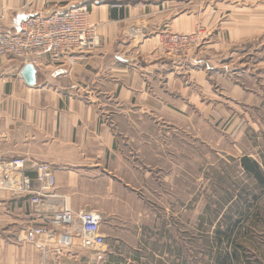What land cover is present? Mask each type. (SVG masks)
Masks as SVG:
<instances>
[{
    "label": "crops",
    "instance_id": "obj_1",
    "mask_svg": "<svg viewBox=\"0 0 264 264\" xmlns=\"http://www.w3.org/2000/svg\"><path fill=\"white\" fill-rule=\"evenodd\" d=\"M81 2L90 4L99 45L76 65L47 54L34 57L37 79L29 85L22 76L28 62L0 59V160L22 155L49 162L71 208L99 210L104 228L113 232L126 225L146 228L159 181L167 202L180 197L183 183L168 171L176 166L171 149L178 132L186 138V123L203 101L193 98L192 67L179 80V61L163 54L160 43L170 32L216 27V51L244 43L252 65L264 70V0H216L211 16L201 10L209 0H0V30L18 32L37 11ZM187 7L200 12L183 11ZM199 83L208 89L205 77ZM177 121L184 126L178 129ZM156 170L164 171L161 178L154 177ZM185 185L184 214L162 210L167 228L187 226ZM30 212L27 198L0 190V264H32L37 254L41 264H75L78 247L49 251L38 246L43 240H24L23 229L17 236Z\"/></svg>",
    "mask_w": 264,
    "mask_h": 264
},
{
    "label": "rangeland",
    "instance_id": "obj_2",
    "mask_svg": "<svg viewBox=\"0 0 264 264\" xmlns=\"http://www.w3.org/2000/svg\"><path fill=\"white\" fill-rule=\"evenodd\" d=\"M215 3L209 0L202 12L207 10L211 16L217 10ZM217 30L200 27L198 46L176 57L177 78L183 81L185 70L188 77L191 66L193 98L203 99L193 111L191 124L186 123V138L178 132L177 144L171 149L176 166L168 171L178 185L183 183L180 197L167 202L159 193L163 186L159 181L146 228L126 225L117 228L119 233L104 228L109 232L105 257L96 260L77 248L75 264H264V183L242 166V158L248 156L264 171V70L252 65L244 43H229L216 51L212 45ZM228 30H221L223 37ZM201 76L208 80L207 91L199 87ZM200 112L203 117L207 114L206 119H201ZM184 124L177 121L178 129ZM163 174L156 170L154 177ZM184 182L187 226L167 228L163 208L184 214ZM18 228L20 236L24 226ZM21 236L27 239L24 231ZM41 262L37 254L32 264Z\"/></svg>",
    "mask_w": 264,
    "mask_h": 264
},
{
    "label": "built area",
    "instance_id": "obj_3",
    "mask_svg": "<svg viewBox=\"0 0 264 264\" xmlns=\"http://www.w3.org/2000/svg\"><path fill=\"white\" fill-rule=\"evenodd\" d=\"M91 7L81 2L71 8L27 16L18 32L0 30V59L18 58L30 62L49 55L76 65L84 54L99 45V37L90 19ZM141 37L146 32L135 30ZM200 32H170L159 45L167 56L178 57L199 44ZM0 190L29 200L31 220L23 231L30 241L43 240L38 246L49 251H71L75 247L102 260L107 250L103 214L93 208L75 210L58 191L54 166L27 156L0 160Z\"/></svg>",
    "mask_w": 264,
    "mask_h": 264
},
{
    "label": "trees",
    "instance_id": "obj_4",
    "mask_svg": "<svg viewBox=\"0 0 264 264\" xmlns=\"http://www.w3.org/2000/svg\"><path fill=\"white\" fill-rule=\"evenodd\" d=\"M242 166L249 174L255 176L261 183H264V171L257 160L244 156L242 158Z\"/></svg>",
    "mask_w": 264,
    "mask_h": 264
},
{
    "label": "water",
    "instance_id": "obj_5",
    "mask_svg": "<svg viewBox=\"0 0 264 264\" xmlns=\"http://www.w3.org/2000/svg\"><path fill=\"white\" fill-rule=\"evenodd\" d=\"M37 69L32 62H28L22 70V76L29 85H35L37 79Z\"/></svg>",
    "mask_w": 264,
    "mask_h": 264
}]
</instances>
